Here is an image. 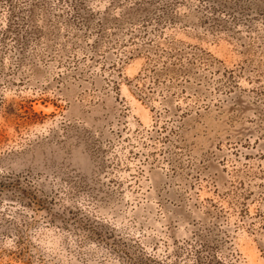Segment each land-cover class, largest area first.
Here are the masks:
<instances>
[{
    "label": "rangeland",
    "instance_id": "1",
    "mask_svg": "<svg viewBox=\"0 0 264 264\" xmlns=\"http://www.w3.org/2000/svg\"><path fill=\"white\" fill-rule=\"evenodd\" d=\"M0 264H264V0H0Z\"/></svg>",
    "mask_w": 264,
    "mask_h": 264
}]
</instances>
